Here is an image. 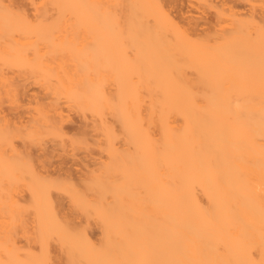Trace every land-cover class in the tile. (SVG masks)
Here are the masks:
<instances>
[{"label": "bare ground", "instance_id": "obj_1", "mask_svg": "<svg viewBox=\"0 0 264 264\" xmlns=\"http://www.w3.org/2000/svg\"><path fill=\"white\" fill-rule=\"evenodd\" d=\"M187 2L0 0V264H264V0Z\"/></svg>", "mask_w": 264, "mask_h": 264}, {"label": "rangeland", "instance_id": "obj_2", "mask_svg": "<svg viewBox=\"0 0 264 264\" xmlns=\"http://www.w3.org/2000/svg\"><path fill=\"white\" fill-rule=\"evenodd\" d=\"M187 1L186 0H182V3L181 4H182L183 12L187 11L186 9H188V8L191 9V7H192V6L191 7H188V5L190 6V4ZM239 10H240V6H239ZM203 15H204L203 18L200 20V23L202 24L201 28L212 26V24L214 22L213 13L207 11V13H204ZM81 126H82L81 119L77 115H75L74 113H72L71 116H70V121L66 124V127H68L67 130L70 131V134H75V133L77 134L78 129ZM94 154H95V152H94ZM52 160L54 161V162L52 161L53 162V165H52L53 167L51 166V168H49V169H50L51 172H55V170L56 171L58 170L57 169V165L58 164H57V162H55V161H58V158L57 159L54 158ZM77 160H78V162L77 161L76 162L79 163L80 157H78ZM59 161H61V159H59ZM54 163H56V164H54ZM67 163H66L67 166H72V169H76V170L78 169V170H80V168H81V166H78L77 164L75 165L73 162H67ZM52 170H54V171H52Z\"/></svg>", "mask_w": 264, "mask_h": 264}, {"label": "snow or ice", "instance_id": "obj_3", "mask_svg": "<svg viewBox=\"0 0 264 264\" xmlns=\"http://www.w3.org/2000/svg\"><path fill=\"white\" fill-rule=\"evenodd\" d=\"M6 14H8L7 9H6ZM138 264H174V262L157 261V260H144V261L138 262Z\"/></svg>", "mask_w": 264, "mask_h": 264}]
</instances>
